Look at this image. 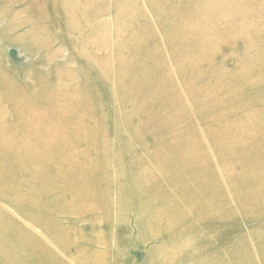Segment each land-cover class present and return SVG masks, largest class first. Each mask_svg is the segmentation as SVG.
I'll list each match as a JSON object with an SVG mask.
<instances>
[{
  "label": "rangeland",
  "instance_id": "rangeland-1",
  "mask_svg": "<svg viewBox=\"0 0 264 264\" xmlns=\"http://www.w3.org/2000/svg\"><path fill=\"white\" fill-rule=\"evenodd\" d=\"M230 2L0 0V264H264V0Z\"/></svg>",
  "mask_w": 264,
  "mask_h": 264
},
{
  "label": "bare ground",
  "instance_id": "bare-ground-1",
  "mask_svg": "<svg viewBox=\"0 0 264 264\" xmlns=\"http://www.w3.org/2000/svg\"><path fill=\"white\" fill-rule=\"evenodd\" d=\"M225 1H227V0H215V4H213V6L211 7V14H212V16H213V18H214V20H216V19H218V18H220V17H222V19H223V21L227 18H223V14H224V9H226L227 11L228 10H230L231 9V7L233 8L234 7V5L232 6V5H230L231 4V2L227 5V7H226V5L224 4V2ZM229 1V0H228ZM232 1H234V0H232ZM240 1V0H239ZM244 1V0H243ZM247 1V3L249 2V0H246ZM244 3V2H243ZM229 7V8H228ZM234 9V8H233ZM207 12H208V10H207ZM222 21V20H221ZM225 22V21H224ZM217 23V22H216ZM35 239H37V238H35ZM37 241V240H36ZM21 247V246H20ZM20 247L19 246H17V249L16 250H19L20 249ZM45 248V249H44ZM41 251H39V253H42V250H43V255L44 256H49V255H51L50 254V252L52 253V251H49L48 250V248H46V247H43L42 249H40ZM47 251V252H46ZM49 251V252H48ZM5 251H3L2 252V256L4 257V258H2V259H4L3 261H5V263H3V264H10L13 260H15V259H20L21 261H20V264H30V262H27V260L26 259H24L22 256H21V254H15V251H10V253H7V254H5L4 253ZM8 252V251H7ZM54 254V253H53ZM1 260V259H0ZM1 263V262H0ZM39 264H41L40 262H38Z\"/></svg>",
  "mask_w": 264,
  "mask_h": 264
}]
</instances>
